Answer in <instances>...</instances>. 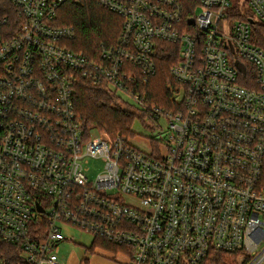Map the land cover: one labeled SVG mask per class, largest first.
I'll use <instances>...</instances> for the list:
<instances>
[{
	"label": "built area",
	"instance_id": "1",
	"mask_svg": "<svg viewBox=\"0 0 264 264\" xmlns=\"http://www.w3.org/2000/svg\"><path fill=\"white\" fill-rule=\"evenodd\" d=\"M5 1L0 242L12 264H62L65 229L129 264H264V48L252 36L264 0H95L122 20L95 59L73 47V26L58 25L59 8L83 0ZM157 42L174 46L178 89L173 108L150 110L152 149L85 132L77 84L146 110L134 86L154 76ZM89 160L103 163L93 180Z\"/></svg>",
	"mask_w": 264,
	"mask_h": 264
},
{
	"label": "trees",
	"instance_id": "2",
	"mask_svg": "<svg viewBox=\"0 0 264 264\" xmlns=\"http://www.w3.org/2000/svg\"><path fill=\"white\" fill-rule=\"evenodd\" d=\"M195 3L187 8L186 15L192 16ZM11 6L5 0H0V16L10 15ZM58 25H71L74 27L76 37L73 47L79 52H84L87 57L96 58L100 44L110 45L120 34L122 20L115 14L103 9L95 0H83L80 5L66 3L58 11ZM253 42L264 48V27L253 25ZM155 55L156 70L154 76L148 81L142 80L134 86L135 90L143 98L146 110H137L128 103H119L114 95H111L103 85L92 86L88 82L77 84L75 96V110L85 132L94 129L106 138L117 135L132 136L130 131L135 120H149L151 130H154V121L149 113L152 108L169 110L173 108L171 97L178 89L171 78L169 69L177 63V54L173 53L174 46L161 42ZM176 49V46H175ZM95 247H111L104 240L95 239L92 243ZM112 248L119 250L117 247ZM15 251L11 246L0 242V258L6 257L9 263H13ZM85 261V260H84ZM87 261H85V264ZM203 264H217L208 260Z\"/></svg>",
	"mask_w": 264,
	"mask_h": 264
},
{
	"label": "rangeland",
	"instance_id": "3",
	"mask_svg": "<svg viewBox=\"0 0 264 264\" xmlns=\"http://www.w3.org/2000/svg\"><path fill=\"white\" fill-rule=\"evenodd\" d=\"M246 6V4H245ZM121 103V102H119ZM132 103V101H131ZM159 125L164 129L163 122H160ZM156 124H154V127ZM151 123L149 120L145 119L144 121L135 120L134 123L131 126V133L132 136L129 138V143L132 145H136L141 150L150 151L152 149L151 142H156V140L159 139V133L160 130L155 129L151 130ZM90 132H93L95 134V130L91 129ZM88 176L90 179H96L99 172L103 169V163L102 161H95V160H89L88 163ZM127 202L133 200L131 198L125 199ZM75 233H77L75 231ZM73 239L71 241H65L59 244V253L62 257L63 264H79V260L85 264V261H87V264L90 263L91 259L94 257H99V259H106L108 260V264H129V260L126 256L121 254L119 250H116L111 247H95L92 245L93 240L92 237L87 235L78 236L77 234H73ZM99 249V250H97Z\"/></svg>",
	"mask_w": 264,
	"mask_h": 264
},
{
	"label": "crops",
	"instance_id": "4",
	"mask_svg": "<svg viewBox=\"0 0 264 264\" xmlns=\"http://www.w3.org/2000/svg\"><path fill=\"white\" fill-rule=\"evenodd\" d=\"M65 233H67L68 235H73V234H77V233H75V231L74 230H70V229H65ZM78 236L80 237V236H82L81 234H79L78 233ZM73 239V236H72V238H66V240L65 241H71ZM93 240V239H92ZM65 241H63V242H65ZM94 241V240H93ZM62 243V242H61ZM97 248H99V247H97ZM97 250H99V249H97ZM60 254V253H59ZM60 258H61V262H62V264H63V260H62V257L60 256ZM78 261H79V264H83V262L81 261V260H79L78 259ZM86 261V260H85ZM91 262L90 263H88V264H108L109 262H108V260H106V259H104V258H102V259H99V257H94V258H92L91 260H90ZM87 264V263H86ZM117 264V263H116Z\"/></svg>",
	"mask_w": 264,
	"mask_h": 264
},
{
	"label": "water",
	"instance_id": "5",
	"mask_svg": "<svg viewBox=\"0 0 264 264\" xmlns=\"http://www.w3.org/2000/svg\"><path fill=\"white\" fill-rule=\"evenodd\" d=\"M189 23H192V20H189ZM250 23H252V22H250ZM38 208L40 211L42 210L40 207H38Z\"/></svg>",
	"mask_w": 264,
	"mask_h": 264
}]
</instances>
